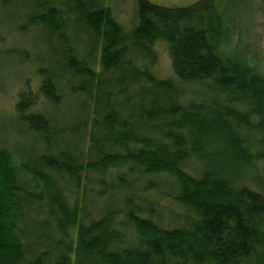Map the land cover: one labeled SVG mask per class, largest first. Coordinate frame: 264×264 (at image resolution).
Returning <instances> with one entry per match:
<instances>
[{
	"label": "trees",
	"instance_id": "1",
	"mask_svg": "<svg viewBox=\"0 0 264 264\" xmlns=\"http://www.w3.org/2000/svg\"><path fill=\"white\" fill-rule=\"evenodd\" d=\"M107 2L0 0L44 51L2 55L40 82L0 138V264H264V73L226 7L138 0L125 33Z\"/></svg>",
	"mask_w": 264,
	"mask_h": 264
},
{
	"label": "rangeland",
	"instance_id": "2",
	"mask_svg": "<svg viewBox=\"0 0 264 264\" xmlns=\"http://www.w3.org/2000/svg\"><path fill=\"white\" fill-rule=\"evenodd\" d=\"M114 16L120 22L125 33H129L137 24L138 0H107ZM161 6L176 7L193 4L199 0H150ZM226 7V20H231L234 32L232 47L240 50L242 56L252 65L258 66L264 73V0H221ZM0 23V33L4 42L0 46V138H6L11 144L16 139L11 127L16 129V122L12 116L19 92L28 83L31 89L36 90L40 78L36 68L28 61L5 58L3 52L9 54L8 48L17 50L26 49L32 55L42 53L38 42L40 38L34 31L27 33L14 32L6 23ZM158 53V62L154 72L161 78H171L187 90L186 99L200 98L197 95L203 88L198 84L182 83L175 74L169 53L168 44L158 41L154 46ZM9 128L7 129V127ZM10 129V131H9ZM23 140V139H22ZM163 204H170L162 199ZM177 209V206L172 205ZM171 206V207H172ZM170 207V208H171ZM168 208V207H167ZM166 209V208H165ZM168 216V215H166Z\"/></svg>",
	"mask_w": 264,
	"mask_h": 264
}]
</instances>
